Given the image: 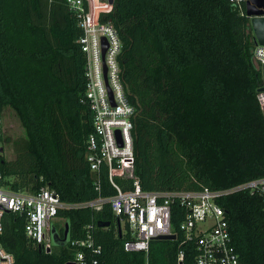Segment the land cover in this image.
Wrapping results in <instances>:
<instances>
[{
    "label": "trees",
    "instance_id": "16d2710c",
    "mask_svg": "<svg viewBox=\"0 0 264 264\" xmlns=\"http://www.w3.org/2000/svg\"><path fill=\"white\" fill-rule=\"evenodd\" d=\"M99 20L120 39L121 81L135 109L133 172L142 189H221L264 177V114L256 99L262 75L252 59L244 2L113 0ZM82 33L66 0H0V115L10 111L23 129L10 142L14 156L0 154L2 184L10 190L47 186L66 202L116 193L107 167L97 181L85 159L92 122L81 102ZM115 181L123 190L132 188L130 179ZM218 203L240 264H264L260 196L241 189ZM182 215L173 205V228ZM57 217L69 223L70 239H83L92 222L99 252L67 243L46 253L26 237L24 216L8 212L0 243L14 264H64L79 250L95 264H178L180 251L182 264H193L194 244L179 234L152 240L147 255L125 251L127 224L119 223L108 202L98 210L59 209ZM99 220L110 224L99 227ZM56 226L62 235L63 226Z\"/></svg>",
    "mask_w": 264,
    "mask_h": 264
},
{
    "label": "built area",
    "instance_id": "2783aa9c",
    "mask_svg": "<svg viewBox=\"0 0 264 264\" xmlns=\"http://www.w3.org/2000/svg\"><path fill=\"white\" fill-rule=\"evenodd\" d=\"M80 21L82 35L79 43L86 57L85 88L81 102L91 113L92 131L86 138L85 159L89 169L99 181L102 166L108 170V178L116 193L110 197H97L85 202L62 201L47 186L37 192L10 190L3 186L0 174V234L3 232V216L12 212L24 216V232L30 243L46 253L51 252L50 221L59 209L91 207L98 210L108 202L119 223L127 224L128 238L123 249L128 252L148 254L150 242L157 236L177 234L182 241L194 244L193 264H240L239 254L233 244L229 225L220 197L234 191L246 189L257 194L262 201L264 212V177L227 188L199 190L148 191L142 189L138 177L133 172V127L134 106L127 100L120 76L118 55L120 39L108 23L100 22L99 13L108 11L111 5L107 0H66ZM240 5L246 0H229ZM86 2V9L84 7ZM107 8H98V4ZM264 16V15H263ZM246 33L253 42L252 59L262 69L264 46L255 44L250 24ZM106 45L104 55L102 50ZM264 82L260 85H263ZM256 99L264 112V91L256 93ZM5 123L0 115V154L4 151ZM130 179L132 188L123 190L115 178ZM178 204L183 209L178 228L172 226V206ZM91 222L85 226L83 239H70L68 243L78 247H88L98 253L94 246ZM184 254L178 253V264H182ZM84 251H77L64 264H95ZM0 264H14V256L0 243Z\"/></svg>",
    "mask_w": 264,
    "mask_h": 264
},
{
    "label": "water",
    "instance_id": "95a60500",
    "mask_svg": "<svg viewBox=\"0 0 264 264\" xmlns=\"http://www.w3.org/2000/svg\"><path fill=\"white\" fill-rule=\"evenodd\" d=\"M110 5L113 4V0H107ZM245 14L250 16V24L254 34V42L258 45L264 46V0H246L245 1ZM106 45H104L102 50V55H104ZM262 80L264 82V64L261 69ZM258 91H264V84L260 85L257 89ZM264 114V112H263ZM110 224L109 221H97V226L106 227ZM120 229V225L118 224ZM175 239L174 234L160 235L155 238V240H173ZM50 240L52 246L66 245L70 240V226L69 223L63 228L62 235L54 227L50 229ZM68 264V263H66Z\"/></svg>",
    "mask_w": 264,
    "mask_h": 264
},
{
    "label": "rangeland",
    "instance_id": "374dc122",
    "mask_svg": "<svg viewBox=\"0 0 264 264\" xmlns=\"http://www.w3.org/2000/svg\"><path fill=\"white\" fill-rule=\"evenodd\" d=\"M108 5L107 3L105 4H98V8L102 9V8H107ZM3 121L5 123V131L6 134L9 136V141L8 143L4 144L3 148H4V155L7 159L12 158L14 156L13 150H12V145L10 144V142L14 141V139L19 138L23 135V129L21 127V125L19 124L18 120L16 117H14L10 111L5 110L4 111V115H3ZM68 222L65 220L63 222H59V225L64 227L66 226ZM54 227L58 230L56 224H50V229ZM63 227V228H64ZM59 232V230H58Z\"/></svg>",
    "mask_w": 264,
    "mask_h": 264
},
{
    "label": "crops",
    "instance_id": "0c3cea01",
    "mask_svg": "<svg viewBox=\"0 0 264 264\" xmlns=\"http://www.w3.org/2000/svg\"><path fill=\"white\" fill-rule=\"evenodd\" d=\"M63 221H65L64 219H62V218H60V217H55L52 221H50V224H59V222H63ZM63 227H64V225H63ZM49 230H50V228H49Z\"/></svg>",
    "mask_w": 264,
    "mask_h": 264
}]
</instances>
